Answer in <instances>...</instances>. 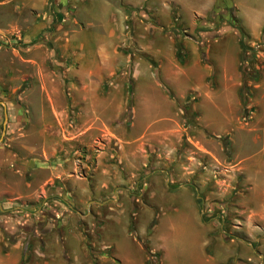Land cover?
Listing matches in <instances>:
<instances>
[{"label":"rangeland","instance_id":"374dc122","mask_svg":"<svg viewBox=\"0 0 264 264\" xmlns=\"http://www.w3.org/2000/svg\"><path fill=\"white\" fill-rule=\"evenodd\" d=\"M40 1L20 15L15 3L0 9V153L17 155L0 161V192L7 182L6 198L19 197L8 219L35 226L3 230L21 241L20 263L204 264L224 253L222 264H264V159L256 148L241 150L245 165L234 156L256 147L246 135L264 153V24L247 29L263 23L264 0H236L240 11L212 0L203 13L192 10L199 0H175L154 17L146 3L124 4L122 59L98 79L80 77L66 49L74 15L58 19L53 0ZM86 6L80 32L104 40L112 16ZM33 18L54 22L24 42L16 22ZM206 38H223L213 63L191 53ZM241 41L255 55L248 77L221 52Z\"/></svg>","mask_w":264,"mask_h":264},{"label":"crops","instance_id":"0c3cea01","mask_svg":"<svg viewBox=\"0 0 264 264\" xmlns=\"http://www.w3.org/2000/svg\"><path fill=\"white\" fill-rule=\"evenodd\" d=\"M212 0H199V4L197 7H193L195 11H199L201 13L205 12L207 9H209ZM32 2L33 0H1L0 1V9L4 8L5 6H7L8 4L11 3H15V7H16V11L18 12V14L20 15L22 13V8L26 9H32V10H38V9H43V6H45V1H40V2H36L33 4L32 6ZM54 4H55V12L56 15L59 18L63 17V14L70 16L74 15V22L75 23H70L72 24V31L71 33H69V39H68V44L66 45V49L67 51H72L73 52V56H74V60L79 63L80 65V69L77 71L80 77H85V78H105V77H109L112 76L115 73V70L118 68V65L116 63V59H122L121 54L119 52V48L121 47L122 43L125 41V38H123L124 34H125V20H126V14L124 13V8H122L125 4V6L127 5V7H131V8H136L138 5L140 6L141 4L144 5L145 3L147 5H151V7L148 6V11L150 10V12L152 13L153 17L155 16L154 12L157 8H159V6H163V8L165 7H170L173 5H179V3L175 0H120L119 1V5H117V3H115L113 0H53ZM93 2H97L99 4V6L104 10L105 16L106 15H110L112 16V19L114 21V25L108 29V35L107 38H105L104 40H101V38H99V35H83L80 32L79 26H80V22L77 19V9H81V6H83L84 8H86L88 5V7L91 5V3ZM39 4V7H37V5ZM233 5L234 8L239 10V5L236 2V0H233ZM86 6V7H85ZM83 8V9H84ZM124 9V10H123ZM21 10V11H20ZM64 20V18H63ZM54 22V18H43V20H36L33 18V21H29L27 24H25L24 26H21L20 24L17 23V27L16 30L18 31H23V41L24 42H32L34 40H36L40 35H43L47 28H50L51 25ZM264 24L261 23V25H259L256 28H253L254 30H251L247 27V29L249 31H251L252 34H256V32H258L260 30V28L262 27V25ZM24 29V30H23ZM162 29V28H161ZM50 36V34H48ZM99 39V43L96 44L97 46L95 48H88V44L89 42H92V39ZM223 38H217V39H210V38H206V39H202L200 41L199 46H202V49H198V43H193V47H195L193 49V51H191V53H193L196 58L197 61H199V53L203 52L205 55V59L208 62H212V60H210L209 58V54L213 51L211 49V44L212 43H218L220 44L221 40ZM92 40V41H91ZM95 42V41H94ZM151 46L156 45L155 43H151ZM236 45V49H234V47H232L231 50H229L228 45H226L227 49H223L221 48V52L223 53H229L231 52V56L232 55H236L235 57V65L234 67V71L237 73L238 71V66L240 65V60H241V55H242V51L238 45V43L235 42ZM223 49V50H222ZM150 51H153V53H155V56H158L159 53H161L159 50H155V49H151ZM192 54V55H193ZM193 55V56H194ZM196 61V60H195ZM86 65V66H85ZM231 65V63H230ZM220 66V65H219ZM218 66V67H219ZM212 67V66H211ZM211 67H208V65H206L203 70L205 69H209ZM232 67V66H230ZM222 68L220 66V70L222 71ZM226 70V68H225ZM224 70V71H225ZM230 70V69H229ZM231 71V70H230ZM227 72V70L225 71ZM237 75V74H236ZM225 79H227L228 74L226 73ZM236 76L234 77V79L232 78V82L236 81ZM170 80V79H169ZM247 136V140L246 142H250V141H254V143L256 144V147H253L251 143H243L238 145L240 147L239 153H234V156L237 160V164H242L245 165L247 162V160L249 161L250 159L247 158L245 155H249L251 153H242V149H245L246 151L252 149V148H256L257 149V153H252L255 156L257 155H262L261 159H264V153H259L260 152V145L261 144L259 141V139H256V137L253 136ZM239 140L238 135L236 134V138H235V142H237ZM17 158V155L11 153V154H7V153H0V161L5 163H9L11 162H15ZM245 158H247L245 160ZM260 159V160H261ZM255 163V162H252ZM258 164V163H256ZM6 165L4 166H0V172L1 170L5 169ZM3 172V171H2ZM7 184V182H6ZM5 184V189H3V191L0 192V264H20V260H21V241H19V239L17 241H15L14 243H9L6 241L3 230L5 232H8V234H13L15 235V237H18L19 233H30L32 231H34V225L33 223H27L26 221L24 223H20L19 219L18 220H14L13 218L8 219L7 216L4 215V213L6 212L5 210H8V204H10V201L16 200V202L19 200L18 198H13V199H8L6 198V196L11 193V189H9V187ZM7 201V202H5ZM8 203V204H7ZM12 205V204H10ZM13 221V222H11ZM24 235V234H23ZM77 239V238H75ZM125 240V239H124ZM78 241V239H77ZM115 244V243H113ZM116 245V244H115ZM47 247H51V244L49 243V245H47ZM126 248L125 243L123 244V250ZM124 252V251H123ZM240 253H235L234 256H238ZM13 255H16L17 258L12 259ZM259 255V254H258ZM257 255V256H258ZM218 256V255H217ZM217 256L215 257H211L210 260H208V262L204 263V264H222L225 260H227V257H230L228 255H225L223 253V256L220 258L224 261H219L217 259ZM239 257L242 258V253L239 255ZM248 259L252 260V258ZM124 261V260H123Z\"/></svg>","mask_w":264,"mask_h":264},{"label":"trees","instance_id":"16d2710c","mask_svg":"<svg viewBox=\"0 0 264 264\" xmlns=\"http://www.w3.org/2000/svg\"><path fill=\"white\" fill-rule=\"evenodd\" d=\"M241 47H242V55H241V71L244 74V77H248L250 75V70L249 69H245V64L248 63H252V61L255 58V55L251 54L249 52V50L247 49L246 45L243 43V41H241ZM23 264V263H20Z\"/></svg>","mask_w":264,"mask_h":264}]
</instances>
